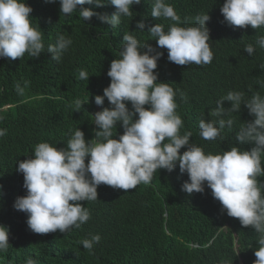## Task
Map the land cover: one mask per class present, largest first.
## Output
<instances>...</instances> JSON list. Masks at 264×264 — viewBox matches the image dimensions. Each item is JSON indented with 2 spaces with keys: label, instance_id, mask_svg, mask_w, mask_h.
<instances>
[{
  "label": "trees",
  "instance_id": "trees-1",
  "mask_svg": "<svg viewBox=\"0 0 264 264\" xmlns=\"http://www.w3.org/2000/svg\"><path fill=\"white\" fill-rule=\"evenodd\" d=\"M103 6L84 5L98 13L112 15L116 8L105 0ZM179 14L182 26L195 24L198 14H209L207 27L209 44L214 52L213 61L204 66L177 65L168 60V50L154 71L158 82L169 83L181 95L176 97L177 112L184 121L181 134L192 133L191 142L201 146L206 153L218 154L233 146L250 150L254 144H240L236 132L242 124L254 119L246 106L231 113L233 128L222 130L223 140L207 141L199 135L200 119H215L209 115L216 101L229 91H242L246 98L264 88V48L256 46L264 27L254 29L228 25L221 13L224 0H166ZM33 8L30 16L40 27L45 49L63 34L72 40L62 62L51 59V53L42 52L38 58H17L11 61L0 58V225L9 229L10 247L0 252V264H26L29 258L36 264H254L257 234L251 227H243L237 218L222 211L211 189L203 193H188L181 186L188 179L179 166L168 172L160 169L154 173L150 184H140L132 190L114 189L101 184L98 199L83 201L90 219L80 229L67 234H35L27 226V214L16 210V199L26 195L24 177L17 172L18 161L28 159L40 142L64 147L78 128L86 139L95 136L97 126L94 113L110 107L105 98L103 106L95 104V96L111 83L107 75L111 62L119 58L125 33L133 34L141 42L156 46L147 32L156 23L165 30L174 23L151 16L153 0H141L132 6L133 15L122 17L116 28L102 23L97 16L90 21L80 18L78 12L61 14L59 0H27ZM144 20L143 32L136 30L137 21ZM253 44L254 55L244 51ZM86 70L89 80L78 79L79 71ZM24 95H18L16 84L24 86ZM77 99L86 102L75 111ZM226 108L231 107L225 101ZM131 109V104H128ZM146 107H148L146 105ZM228 117H225L227 119ZM123 134V127L113 130ZM187 150V146L180 151ZM264 166V158H262ZM264 182V176L258 177ZM99 234L101 240L89 251L81 241Z\"/></svg>",
  "mask_w": 264,
  "mask_h": 264
},
{
  "label": "clouds",
  "instance_id": "clouds-1",
  "mask_svg": "<svg viewBox=\"0 0 264 264\" xmlns=\"http://www.w3.org/2000/svg\"><path fill=\"white\" fill-rule=\"evenodd\" d=\"M56 3V0H45ZM116 11L112 15L95 12L84 5L103 6L105 0H59L62 15L78 12L84 21L95 15L102 23L116 28L122 17L133 15L132 6L141 0H107ZM221 13L228 25L254 29L264 27V0H224ZM33 8L27 0H0V58L11 61L17 58H38L42 52L51 53V59L62 62L72 40L61 34L54 44L45 49L40 27L33 24ZM151 16L173 21L167 30L160 23L147 32L156 46L141 42L130 33H125L119 58L114 59L107 75L111 78L103 95L95 96V104L103 106L107 98L110 107L95 112V136L86 139L78 128L70 136L66 146L57 147L49 142H40L28 159L18 161L17 172L24 177L23 187L27 194L16 199L13 207L27 214V226L35 234H67L80 229L90 219V212L83 201L98 199L101 184L125 191L140 184H150L154 173L160 169L172 172L177 165L181 174L187 173L181 190L191 195L211 189L214 199L220 202L222 211L237 218L243 227L251 226L257 234L254 264H264V95L254 92L250 98L242 91H229L216 101L209 115L215 119L199 120V135L207 141L223 140L222 130L233 128L231 113L244 105L254 119L242 124L236 132L240 144L250 143V150H241L239 144L222 153H206L201 146L191 142L192 133L181 134L184 121L177 112L176 97L181 95L169 83L158 82L159 73L154 71L163 56L159 49L168 50V60L177 65L204 66L214 59L210 47L209 14H198L195 24L182 26L181 18L166 0H153ZM144 20L137 21L136 30L144 31ZM256 46L264 48V36H259ZM244 51L254 55L256 47L249 43ZM259 67L264 69V63ZM86 70L79 71L78 79L89 80ZM24 86L16 84V92L23 96ZM264 88V81H258ZM225 101L231 107L224 106ZM88 101L77 99L75 111ZM131 104V109L128 104ZM146 105L148 107H146ZM225 117H228L225 119ZM118 124L123 134L117 136ZM6 135L0 129V137ZM187 150L181 153V149ZM101 236L96 234L84 239V249L92 251ZM9 229L0 225V252L10 247ZM26 264H36L29 258Z\"/></svg>",
  "mask_w": 264,
  "mask_h": 264
}]
</instances>
